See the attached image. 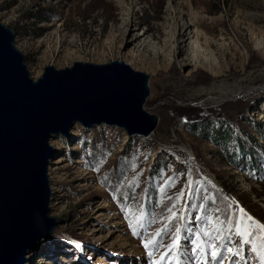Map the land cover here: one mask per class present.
<instances>
[{
  "label": "rangeland",
  "instance_id": "1",
  "mask_svg": "<svg viewBox=\"0 0 264 264\" xmlns=\"http://www.w3.org/2000/svg\"><path fill=\"white\" fill-rule=\"evenodd\" d=\"M0 21L14 30L34 80L47 66L123 61L150 76L146 109L159 117L149 138L76 125L71 137L50 141L58 226L28 264H153L158 254L149 257L144 230L129 227L141 209L151 233L176 204L183 219L169 226L181 229V264H198L191 250L209 217L226 222L240 205L264 224V0H0ZM186 22L196 25L182 44L177 26ZM209 96L224 101L208 105ZM214 129L230 132L231 142H214ZM224 235L236 244L234 233ZM244 255L258 264L250 246Z\"/></svg>",
  "mask_w": 264,
  "mask_h": 264
},
{
  "label": "water",
  "instance_id": "2",
  "mask_svg": "<svg viewBox=\"0 0 264 264\" xmlns=\"http://www.w3.org/2000/svg\"><path fill=\"white\" fill-rule=\"evenodd\" d=\"M15 32L0 21V264H28L53 238L50 141L76 125L153 135L159 117L146 109L150 76L123 61L47 66L34 80ZM245 211V210H243Z\"/></svg>",
  "mask_w": 264,
  "mask_h": 264
},
{
  "label": "snow or ice",
  "instance_id": "3",
  "mask_svg": "<svg viewBox=\"0 0 264 264\" xmlns=\"http://www.w3.org/2000/svg\"><path fill=\"white\" fill-rule=\"evenodd\" d=\"M192 188V182L189 181V189ZM160 191L163 193L164 188ZM185 195L180 192L176 197L180 200ZM201 207H203L201 205ZM176 204H172L167 210L170 213L165 219L167 223L160 229L154 232H147L145 226L146 214L141 209L138 212H132L129 216V227L132 229L133 235L140 236L141 232L138 229H143L146 239L143 241V246L147 251L149 257L156 256L158 258L153 260V264H181V229L179 227L170 228L173 221L183 217H177V212L173 209ZM199 219V218H198ZM156 223L155 219L149 221V224ZM209 228H201L195 234L194 247L192 254L199 258L198 264H224L229 257H236V264H249L248 259L244 255V246H250V251L254 254L258 264H264V224L255 221L253 217L247 215L240 209V214L233 222L228 219L226 222L217 219L216 223H212V218L207 219ZM226 224V227H221ZM229 234L234 233L238 238L234 246L230 237H225L224 232ZM171 233L170 243H164V236ZM201 234L204 239L201 238ZM223 242V243H220ZM163 249V251H161Z\"/></svg>",
  "mask_w": 264,
  "mask_h": 264
},
{
  "label": "bare ground",
  "instance_id": "4",
  "mask_svg": "<svg viewBox=\"0 0 264 264\" xmlns=\"http://www.w3.org/2000/svg\"><path fill=\"white\" fill-rule=\"evenodd\" d=\"M195 25L196 24H192L191 22H186V23H184L183 24V26L182 27H180V26H177V33L179 34V36H180V40L179 41H181V43L183 44L184 42H186L187 40H189V38H190V36H191V28L192 27H195ZM174 47H175V44H174ZM259 48H260V46H259ZM179 49H182V48H179ZM197 49H199L200 50V47H199V44L197 43V42H195V44H194V46L192 47L191 46V48L189 49V50H193L192 51V53H193V56H191V58H192V61H194L195 62V64H197L198 62L197 61H195V58L196 57H194V54L197 52L196 50ZM261 49V48H260ZM186 61V63H188L189 62V60H185ZM191 61V60H190ZM217 66L215 65V64H212L211 65V67H210V70L213 72V73H217L218 71H217V68H216ZM237 98H234V99H227V101H234V100H236ZM220 101V102H218L219 104H221V102H223L224 100L223 99H219V98H214L213 96H209L208 97V105H211L212 103H217V101ZM216 101V102H215ZM127 135V134H126Z\"/></svg>",
  "mask_w": 264,
  "mask_h": 264
},
{
  "label": "trees",
  "instance_id": "5",
  "mask_svg": "<svg viewBox=\"0 0 264 264\" xmlns=\"http://www.w3.org/2000/svg\"><path fill=\"white\" fill-rule=\"evenodd\" d=\"M203 132H205V129H202V134H201L202 136L205 134ZM212 133H213V140L216 143H221L222 145L226 146L229 142H231V137L232 136L230 135V132H228L226 130L223 131V129H214L212 131ZM242 148L245 149V145L242 144ZM248 152H252V151L248 150ZM253 155H254V159H253V163H252V166L251 167L252 168H255V166H257V160L255 159L256 154H254V153L251 154V158H253ZM227 162L230 165H235L236 164V161H232V160H227ZM254 164H256V165H254ZM226 208H223L222 210L226 212L229 207H226ZM239 214H240V208L239 207H236V211L231 212V214H228V212H226L225 215L227 216L228 219H229V216L232 215V218H233V220L235 222V220L237 219V217L239 216Z\"/></svg>",
  "mask_w": 264,
  "mask_h": 264
}]
</instances>
